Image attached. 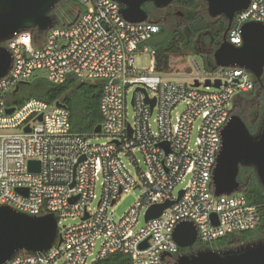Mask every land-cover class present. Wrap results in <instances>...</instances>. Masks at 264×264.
Instances as JSON below:
<instances>
[{
  "label": "built area",
  "instance_id": "2783aa9c",
  "mask_svg": "<svg viewBox=\"0 0 264 264\" xmlns=\"http://www.w3.org/2000/svg\"><path fill=\"white\" fill-rule=\"evenodd\" d=\"M77 2L83 12L70 26L20 31L1 44L11 65L0 78V131L16 132L0 133V207L52 214L61 240L43 254L18 252L4 264H95L114 254L132 264H174L179 248L172 233L182 222L195 226L201 243L255 229L254 205L237 192L215 197L212 187L230 102L253 90L250 74L217 67L197 87L174 81L172 73L154 70L148 42L159 32L155 22L125 21L113 0ZM250 21L264 24V0H250L235 15L227 41L240 46L241 26ZM136 54L150 57L146 68L135 66ZM39 72L54 85L69 75L102 82L100 133H73L68 109L57 102L13 106L15 89ZM95 136L106 141L93 144ZM29 162L39 163L38 172ZM134 189L140 201L112 219L117 199ZM167 201L172 204L158 217L145 220L150 207ZM66 219L76 223L61 228Z\"/></svg>",
  "mask_w": 264,
  "mask_h": 264
},
{
  "label": "water",
  "instance_id": "95a60500",
  "mask_svg": "<svg viewBox=\"0 0 264 264\" xmlns=\"http://www.w3.org/2000/svg\"><path fill=\"white\" fill-rule=\"evenodd\" d=\"M62 0H0V78L5 76L11 65L10 53L1 45L20 31L37 30L41 33L52 26L50 13ZM121 6V16L129 23H142L150 20L144 6L164 8L173 0H113ZM207 16L212 19L223 17L227 20L222 41L212 52L213 68H241L260 81L264 74V24L246 22L241 26V45L230 44L226 34L236 14L247 9L250 0H203ZM23 82L21 85L26 84ZM194 85L199 86L195 81ZM205 87L210 86L208 80ZM216 81L214 87L218 88ZM18 87L15 89V92ZM154 100L151 101V107ZM57 106L64 105L57 103ZM13 107L6 110L7 114ZM41 117H39V120ZM28 131V128L25 129ZM100 133V125L94 129ZM240 168H252L264 191V112L255 133H250L244 121L232 114L221 131V148L216 157L212 174L213 195L241 193L237 182ZM30 171L39 170L38 162H29ZM73 185V184H72ZM71 185V186H72ZM23 192V190H18ZM180 192L179 195H181ZM172 204L167 201L152 206L146 212L145 220L158 217ZM216 224V217L211 215ZM173 240L181 249H192L197 243V231L191 222L178 224L172 233ZM56 242L60 244L57 219L52 214L31 216L19 213L10 207H0V264H4L18 252L43 254ZM145 244L140 247L144 248ZM166 254H163V259ZM174 264H264V240L248 243L233 249H200L195 252L179 254Z\"/></svg>",
  "mask_w": 264,
  "mask_h": 264
},
{
  "label": "trees",
  "instance_id": "16d2710c",
  "mask_svg": "<svg viewBox=\"0 0 264 264\" xmlns=\"http://www.w3.org/2000/svg\"><path fill=\"white\" fill-rule=\"evenodd\" d=\"M67 1L80 7L77 0ZM171 5L186 12V23L169 28L161 23L160 20L151 19L152 22L157 24L159 32L148 42L155 50L154 70L163 74L171 73L170 61L173 58L196 54L206 56L201 53L198 47L201 37H204L211 51H214L221 43L228 24L223 17L215 20L210 19L207 16L206 3L203 0H173ZM144 8L149 16L155 12V8L151 4L145 5ZM82 12L83 9L80 7L79 13ZM70 25L65 24V27ZM207 59L206 65L211 71L213 69L211 56H207ZM253 84V90L246 95L252 97L253 92L256 91L257 95L253 99L254 102L250 108L261 120L264 112V74L260 81L253 79ZM22 87L23 93H29L26 97H21L19 90L12 93L13 106L18 107L29 99H37L48 104L60 103L69 111L71 131L80 135H92L94 129L101 124L102 117L99 110V102L102 94V82L100 81H80L75 76L69 75L64 83L54 85L44 76L35 75ZM234 111L235 105L232 113ZM237 111V114H235L244 121L250 133H255L258 128L257 123L252 124L250 122L247 110L241 109ZM237 182L241 188L240 194L250 204L254 205L258 211L259 223L255 229L232 233L210 243L198 242L191 251L179 248V254L195 252L200 249H233L248 243L264 240V191L255 176L254 170L252 168H240ZM95 264H132V261L127 255L114 254Z\"/></svg>",
  "mask_w": 264,
  "mask_h": 264
},
{
  "label": "rangeland",
  "instance_id": "374dc122",
  "mask_svg": "<svg viewBox=\"0 0 264 264\" xmlns=\"http://www.w3.org/2000/svg\"><path fill=\"white\" fill-rule=\"evenodd\" d=\"M78 5H74L69 3L67 0H62L58 3L56 7V11L59 14V21L54 22V27H65V24H71L74 22V19L77 17L80 11V7H76ZM173 13L176 14H183L184 10L180 8H175ZM162 13L154 14L150 16V19L158 20ZM176 18L179 15L175 16ZM175 23V21H174ZM175 24L171 23L169 28H173ZM198 47L202 54L206 55H189L180 58H173L171 59V73H172V80L177 82H182L185 84H189L194 81L202 82L207 76L210 75L211 71L207 68L206 63L208 62L207 56H211L212 52L209 49L208 43L205 42L204 37H201L199 40ZM134 64L139 69H144L149 65L150 57L146 55L136 54L133 56ZM36 75L45 76V72H39ZM202 88V87H201ZM23 87L19 91L21 97H26L29 93H23ZM230 108H234V103L230 102ZM128 110V119L131 121V117L133 115V110L130 106L127 107ZM9 132H16L9 131V130H2L0 133H9ZM103 141H106L103 137L95 136L93 137L90 142L93 144H99ZM182 187V186H180ZM140 190L134 189L129 193L122 194L118 199L116 204L113 207L112 219L118 220L121 219L129 210L132 208L136 203L140 201ZM76 221L71 219H66V221H62L60 227L68 226L75 224ZM143 222L142 219L139 220L138 227L142 226ZM198 243V242H197Z\"/></svg>",
  "mask_w": 264,
  "mask_h": 264
},
{
  "label": "flooded vegetation",
  "instance_id": "af4514ba",
  "mask_svg": "<svg viewBox=\"0 0 264 264\" xmlns=\"http://www.w3.org/2000/svg\"><path fill=\"white\" fill-rule=\"evenodd\" d=\"M57 5L53 9V11L50 13V17H51L52 21L55 20L56 22L59 21V17H60L59 14L56 11ZM76 7H78V6H76ZM174 9H175V7H173L172 5H169V6L164 7V8H159V9H156L155 8V12L152 15L158 14V13H162L161 16L158 18V20H160L161 23H163V24H165L167 26H170L171 23H173V24H175L174 26L177 27L178 25H180L182 23H186V20H187L186 19V12L184 11L183 14H181V13L180 14H176V13H173V10ZM177 15H179L178 18L175 17ZM174 21H175V23H174ZM53 24H54V22H53ZM209 49H210V46H209ZM21 89H22V85H20L18 87V90L19 91ZM246 94H248V92L239 93V94H237L235 96V99H234V105H235L234 114L235 113L237 114V112H238L237 110L246 109L247 110V113L249 115V118H250V122L252 124L257 123V126H259L261 120L253 112V109L250 108L251 104H253V102H254L253 99L256 97L257 93H256V91H254L252 97H250V96H248ZM194 246H193V248H194ZM192 249H190V251Z\"/></svg>",
  "mask_w": 264,
  "mask_h": 264
}]
</instances>
